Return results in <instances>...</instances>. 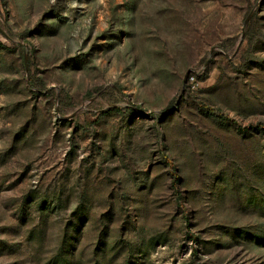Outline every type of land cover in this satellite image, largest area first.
Here are the masks:
<instances>
[{"label":"rangeland","instance_id":"1","mask_svg":"<svg viewBox=\"0 0 264 264\" xmlns=\"http://www.w3.org/2000/svg\"><path fill=\"white\" fill-rule=\"evenodd\" d=\"M0 264H264V0H0Z\"/></svg>","mask_w":264,"mask_h":264},{"label":"trees","instance_id":"2","mask_svg":"<svg viewBox=\"0 0 264 264\" xmlns=\"http://www.w3.org/2000/svg\"><path fill=\"white\" fill-rule=\"evenodd\" d=\"M32 83L37 84V83L35 82V80H32ZM37 85H38V84H37ZM171 166H172V163H171Z\"/></svg>","mask_w":264,"mask_h":264},{"label":"water","instance_id":"3","mask_svg":"<svg viewBox=\"0 0 264 264\" xmlns=\"http://www.w3.org/2000/svg\"><path fill=\"white\" fill-rule=\"evenodd\" d=\"M26 62H27V59H26Z\"/></svg>","mask_w":264,"mask_h":264}]
</instances>
